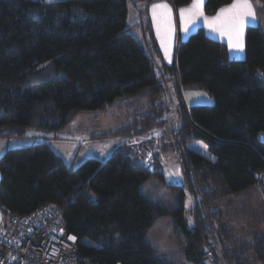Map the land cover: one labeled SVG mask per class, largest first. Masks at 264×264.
I'll return each instance as SVG.
<instances>
[{
  "label": "trees",
  "instance_id": "16d2710c",
  "mask_svg": "<svg viewBox=\"0 0 264 264\" xmlns=\"http://www.w3.org/2000/svg\"><path fill=\"white\" fill-rule=\"evenodd\" d=\"M168 1L179 7L190 0ZM231 1L205 0L204 13L212 15ZM127 4L0 0V138H34L0 155V211L23 216L42 203L58 206L77 250L96 264H169L156 257L146 234L170 215L188 263L206 264L210 254L211 264H245L224 246L235 236L222 225L214 202L252 186L264 191L262 29L247 25L244 57L236 59L223 41L199 27L178 40L168 64L147 15L141 37L132 34ZM182 89L204 90L213 102L185 106ZM114 106L125 111L126 121L89 139L131 138L174 124L183 172L181 185L167 184L177 194L174 206L141 190L150 179L164 180L157 163L144 166L117 148L103 162L87 157L74 166L35 140L58 138L51 133L76 115ZM195 141L213 158L187 147ZM237 243L248 245L264 264L263 235Z\"/></svg>",
  "mask_w": 264,
  "mask_h": 264
},
{
  "label": "rangeland",
  "instance_id": "374dc122",
  "mask_svg": "<svg viewBox=\"0 0 264 264\" xmlns=\"http://www.w3.org/2000/svg\"><path fill=\"white\" fill-rule=\"evenodd\" d=\"M255 2L258 5L257 7H259V21L262 29H264V3L261 0H256ZM127 7V24L133 26L131 32L135 37H141L142 23L147 15V4L144 1L128 0ZM175 21L176 33L174 39L177 43L180 38L177 16ZM182 39L184 38L182 37ZM170 49V44L162 46L164 57L169 60L171 58ZM188 92L191 96L188 95ZM181 95L185 106L211 104L213 102V98L204 90L182 89ZM126 116L125 111L116 106L104 113H81L76 115L67 127L51 133V135H56L58 138L39 136L35 140L46 142L66 164L73 163L74 166L87 157H93L103 162L117 148L129 153L138 151L136 156L132 154V157L144 166H148L151 163L159 164L164 179L163 181L148 180L142 186V192L144 189H148L154 193L153 198L159 204L174 206L177 194H172L167 184L181 185L183 172L179 161L176 139L172 134L174 124L171 121H167L163 126L153 127L144 134L131 138L112 136L89 139L91 134L98 135L106 127L126 121ZM27 134L31 135L33 132L28 131ZM143 137L147 138L143 140ZM33 139V137L0 138V155L6 148L27 145ZM136 147H140V149L136 150ZM187 147L195 149L208 158H213V155L207 150L203 142H189ZM261 191L258 186H252L214 202L215 207L217 206L221 211L222 225L235 236L233 241L226 240L224 246L236 253L245 264H258L254 259L252 249L245 244L240 246L237 242L254 234L264 236V205L262 203L263 200L259 201L261 200L259 195ZM262 192L264 194V191ZM0 217L2 218L0 224H9V216L2 215V212H0ZM172 220L170 215L158 219L148 230L146 242L152 247L154 254L160 260H164L169 264H191L183 258L184 240L174 231ZM211 258L210 254H206L205 263L211 264Z\"/></svg>",
  "mask_w": 264,
  "mask_h": 264
},
{
  "label": "built area",
  "instance_id": "2783aa9c",
  "mask_svg": "<svg viewBox=\"0 0 264 264\" xmlns=\"http://www.w3.org/2000/svg\"><path fill=\"white\" fill-rule=\"evenodd\" d=\"M0 225V264H96L85 260L58 206L42 203ZM76 238V237H75Z\"/></svg>",
  "mask_w": 264,
  "mask_h": 264
},
{
  "label": "crops",
  "instance_id": "0c3cea01",
  "mask_svg": "<svg viewBox=\"0 0 264 264\" xmlns=\"http://www.w3.org/2000/svg\"><path fill=\"white\" fill-rule=\"evenodd\" d=\"M204 1L202 3V7H197L196 0H190L189 3L179 6L173 7V5L168 0H151L147 2V17L150 21V26L152 30V34L155 38V41L160 50V54L164 62L170 64L174 62L175 58V17L177 16L178 20V30L180 31V40H185L190 33L195 31L197 28H203L204 32L207 36L214 38L219 41H223L228 50V54L231 58L241 59L244 57V41H245V29L247 25H256L262 29V25L260 23V16L258 13L256 0H249L253 10L255 11V18L249 16L244 19V22L240 26L239 35L237 36L236 32L231 28V13L225 12L221 13V9H227L231 5L237 2V0H232L229 4L223 5L217 9V11L212 15H206L203 10ZM154 5H167V8L157 7L153 8ZM183 10V12L181 11ZM241 10H245L243 5L241 6ZM264 10V8H263ZM154 11L156 15V19L154 20ZM219 16V19H214ZM264 18V17H263ZM187 29V31H185ZM264 35V29H262ZM182 37L184 39H182ZM242 45V50L237 48V44ZM165 44H170V60L164 57L162 46ZM231 45V46H230ZM190 91V90H188ZM188 95L191 96L188 92ZM182 96V95H181ZM191 98V97H190ZM147 137H143L145 140ZM135 149V148H134ZM133 149V151H134ZM140 149V147H136V150ZM138 151H134V153H130L131 155H135ZM256 187V186H255ZM261 196V200H263L264 205V194L263 192H259ZM1 212V211H0ZM3 215V214H2ZM2 222V218L0 217V223ZM3 225V224H0Z\"/></svg>",
  "mask_w": 264,
  "mask_h": 264
},
{
  "label": "snow or ice",
  "instance_id": "6c2138e0",
  "mask_svg": "<svg viewBox=\"0 0 264 264\" xmlns=\"http://www.w3.org/2000/svg\"><path fill=\"white\" fill-rule=\"evenodd\" d=\"M203 0H196V5L197 7H202ZM243 5L245 10H241V6ZM157 7H163L167 8V5H154L153 8ZM183 12V10H181ZM229 12L231 13V28L233 31L236 32L237 36L239 35L240 31V26L244 22V19L246 17H253L255 18V11L253 10L251 4L249 3V0H237L236 3L231 5L227 9H221V13ZM156 19L155 11H154V20ZM214 19H219V16L214 18ZM187 31V29H185ZM231 46V45H230ZM237 48L242 50V45L239 43L236 45ZM68 239L70 240H75L76 238L74 236H69Z\"/></svg>",
  "mask_w": 264,
  "mask_h": 264
}]
</instances>
